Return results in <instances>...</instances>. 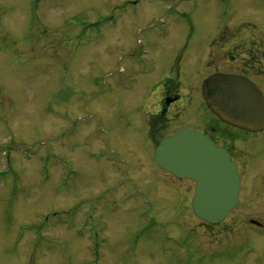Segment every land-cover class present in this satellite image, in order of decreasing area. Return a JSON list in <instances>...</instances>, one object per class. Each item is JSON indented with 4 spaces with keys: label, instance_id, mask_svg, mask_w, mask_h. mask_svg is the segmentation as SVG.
<instances>
[{
    "label": "rangeland",
    "instance_id": "374dc122",
    "mask_svg": "<svg viewBox=\"0 0 264 264\" xmlns=\"http://www.w3.org/2000/svg\"><path fill=\"white\" fill-rule=\"evenodd\" d=\"M175 1L0 0V264H92L94 240L104 244L103 264H238L236 246L244 249L243 264H264V239L255 244L249 225L264 223L256 172L244 181L240 206L206 225L191 206L194 182L153 162L142 120L148 132L168 131L153 90L169 79L172 55L192 43V67L207 32L232 22L211 10L215 0ZM233 1L247 22L236 40H244L241 53L261 47L262 67L264 0ZM115 12L123 17L113 26L104 19ZM161 27L173 32L155 47L148 41ZM215 53L213 68L223 60V51ZM130 61L133 69L150 67L135 91L127 88L136 81L120 85ZM231 146L239 160L248 157L247 146ZM130 158L129 174L144 190L151 185L150 203L134 200L99 219L94 207ZM99 223L106 230L95 234Z\"/></svg>",
    "mask_w": 264,
    "mask_h": 264
},
{
    "label": "flooded vegetation",
    "instance_id": "af4514ba",
    "mask_svg": "<svg viewBox=\"0 0 264 264\" xmlns=\"http://www.w3.org/2000/svg\"><path fill=\"white\" fill-rule=\"evenodd\" d=\"M176 1L178 2L179 0ZM232 3L233 4H229L227 0H221L220 3H218L216 0L210 1V5L214 6L211 8L213 12H215L216 14L219 13V16H221V18H231L232 22H221L217 32H207L206 38L201 42V47L194 50L195 52L198 51L199 53L195 55L196 60L194 61L192 67L190 64V61L193 59L194 55L192 54V43L188 42L182 48L178 49L177 54L172 55L174 62L171 66V75L169 79H167L162 84V86L160 85L158 89H154L155 92L153 90V93H156L157 101L158 95L160 94L161 96L159 98V110L157 112V115L159 118L161 117L162 120L165 119L163 121V125L168 131L159 133L156 132V134H154L151 129V131L148 132V129H150V125H146L145 120H142V122L144 123L147 130V143H151L153 152H155V148L164 137L174 134L176 131L183 127L194 128L210 136L219 146L227 148L230 151L233 160L238 163L243 191L245 188L244 181L248 180V177L253 173V171L256 172L255 182L258 183V186H264V182H261L260 180L263 179L262 174H264V130L258 132L248 131L223 121L216 114H214L212 109L209 107L204 97L202 87L203 81L211 74L230 73L246 76L252 79L259 87V89L264 93V71H262L264 63L262 67L259 63V52L262 51V48H257V45H252L253 48L251 46V49L255 51L254 53H248L246 55L241 53V45H243L244 40L241 42L236 40L240 38V30L244 29V26L247 25V22L239 19L240 16L242 17L241 7L237 6L236 2H234L233 0ZM226 5L229 6L226 7ZM222 6H225V8L221 9ZM215 8L221 11H217L215 10ZM109 17H111L112 22H114L113 17H115V14H111ZM122 17L123 16H121L120 19H122ZM120 19L119 21H121ZM235 20H237L238 22L235 23ZM118 24L119 23H117V25ZM230 24H233L234 26H231ZM232 30L235 31V35L231 32ZM172 32L173 31H171L167 27L158 28L156 29L157 36L155 37V39L152 42H148L154 44V46L156 47L160 44L161 40L164 37L172 35L170 34ZM228 33L232 34L228 35ZM160 37L161 39L158 41ZM215 48H219V50L223 51V60L222 62H220L221 64L213 68L214 61L217 58ZM126 51H128V49H126L124 52ZM143 53L146 57V53ZM261 57L264 59V54H262ZM141 64L143 63H139V65ZM128 65L130 68L125 67V73L127 76L123 79L124 82H127V86L129 84L128 80L130 82L136 81V85L133 88H127L128 91H135V89H137V86L141 84L140 81H142V76L149 77L150 73L144 75L139 74L138 69H133L132 67L133 65H135L134 61H130ZM155 104L156 102H154L152 105ZM231 142L239 144L242 143L243 146H247V150L249 151L248 157L250 156L252 158V161H249L248 157L246 159L239 160V158L236 157L235 150L231 146ZM248 145L255 148L253 154L252 148H250ZM126 161L127 159L124 160V162ZM246 161H248V164L245 168L243 166ZM153 162H155V160H153ZM132 164H135V162H133V160L130 158L128 166L125 168L127 171L123 173L120 172V178H118L110 186V195L117 198L118 195L123 193L125 199H127L128 197L132 198L130 202L135 200V202L137 203L148 205L150 203V200L147 192L150 191L149 187H151V185L148 182L145 183L144 186H146L147 189L144 190L141 185L142 182L140 181V179L136 176H133V174H129V171L132 170ZM155 165L158 169L162 170L161 168H159L156 162ZM167 174L176 178L174 175L168 172ZM124 178L130 179V181L124 184H120ZM176 179L183 180L179 178ZM133 181L135 183L134 191L136 194L132 193L133 188L131 186H133ZM118 185H120L119 189L117 188ZM100 204L101 203L98 202L96 207V216L98 218L104 210L102 206H100ZM130 204L131 203H129V205ZM110 211L112 210L110 209ZM145 213H147V215L150 216L152 220H157L152 209L147 208ZM250 220L252 221L255 219ZM258 222L259 223L250 222L249 224L251 227L258 229V231H256L255 233H251L253 239L257 240L255 244H259L264 239V223L259 220ZM203 224L211 225L207 222H203ZM229 241L231 244L232 241ZM255 244H252L253 247H249L252 248L253 251H255L256 249ZM229 246L227 244L225 245L227 249H229ZM100 249L101 248L98 246L94 247L93 253L99 254ZM233 249L239 250L237 254V263L243 264L242 254L244 252V249L242 250L237 246L236 248L233 247Z\"/></svg>",
    "mask_w": 264,
    "mask_h": 264
},
{
    "label": "water",
    "instance_id": "95a60500",
    "mask_svg": "<svg viewBox=\"0 0 264 264\" xmlns=\"http://www.w3.org/2000/svg\"><path fill=\"white\" fill-rule=\"evenodd\" d=\"M203 92L213 111L244 129H264V95L249 79L217 73L204 80ZM158 165L179 178L196 181L192 207L197 217L219 223L238 205V166L225 148L205 134L182 128L156 149Z\"/></svg>",
    "mask_w": 264,
    "mask_h": 264
}]
</instances>
